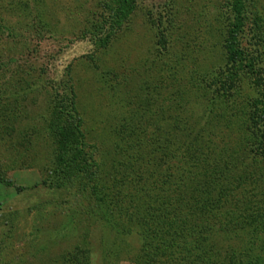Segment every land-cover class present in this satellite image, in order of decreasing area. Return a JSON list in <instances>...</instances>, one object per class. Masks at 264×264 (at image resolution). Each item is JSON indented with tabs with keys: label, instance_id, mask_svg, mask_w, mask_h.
<instances>
[{
	"label": "rangeland",
	"instance_id": "obj_1",
	"mask_svg": "<svg viewBox=\"0 0 264 264\" xmlns=\"http://www.w3.org/2000/svg\"><path fill=\"white\" fill-rule=\"evenodd\" d=\"M110 4L0 0V23L16 27L17 36L14 43L0 29V173L12 184L0 185V264H52L84 246L89 264H136L140 255L137 230L107 228L86 212L89 201L73 189L42 185L51 163L47 110L52 89L62 92L64 83L75 95L85 142L95 150L105 184L120 145L116 129L151 112L154 117L144 115L139 130L144 153L161 142L174 119L188 127L207 112L209 138L223 136L227 145L212 144L207 159L222 173L241 175L242 184L264 179L263 155L253 152L256 146L246 141L251 132L244 126L246 138L239 141L256 99L247 79L231 92L227 106L213 102L224 81L228 0H137L136 11L115 34ZM257 17L261 31L254 28ZM160 28L165 48L158 45ZM110 34L108 45L101 46ZM240 45L264 71V0L248 4ZM151 135L159 139L150 144ZM222 149L227 154L219 155ZM260 186L244 194L235 190L234 197L247 195L263 207L264 182Z\"/></svg>",
	"mask_w": 264,
	"mask_h": 264
},
{
	"label": "trees",
	"instance_id": "obj_2",
	"mask_svg": "<svg viewBox=\"0 0 264 264\" xmlns=\"http://www.w3.org/2000/svg\"><path fill=\"white\" fill-rule=\"evenodd\" d=\"M250 2L228 0L231 23L224 45V81L215 90L218 97L213 102L227 106L226 99L234 94L231 92L247 79L256 99L250 105V123L240 127L239 141L246 138L244 126L251 132L246 141L252 142L256 146L253 152L264 159V71L255 59L244 54L240 45ZM110 5V32L115 34L136 11L137 0H111ZM256 21L254 28L261 31V20L257 17ZM0 29L7 30L15 43L16 27L5 28L0 23ZM159 31L158 45L165 48V31ZM111 37L107 35L101 46L106 47ZM52 92L45 130L51 163L42 185L56 190L73 189L89 201L86 212L96 214L98 223L107 228L114 226L125 233L137 230L140 255L136 264H264V202L258 208V201L243 195L247 189L256 192L264 179L242 184L241 175L228 170L222 173L220 165L207 159L212 144L219 149L227 147L223 136L209 138L207 112L195 121L197 124L188 127L185 123L181 127L177 123L182 120L174 119L161 142L150 145L145 153L139 130L144 115L154 117L153 112L126 119L115 132L120 145L112 154L109 183L105 184L100 179L95 150L85 142L71 86L64 83L62 92ZM1 113L0 109V132ZM158 139L151 135L149 142ZM224 153L227 154L222 149L219 155ZM0 185L12 187L1 173ZM235 190L243 192L238 200ZM52 264H89L88 248H76Z\"/></svg>",
	"mask_w": 264,
	"mask_h": 264
}]
</instances>
